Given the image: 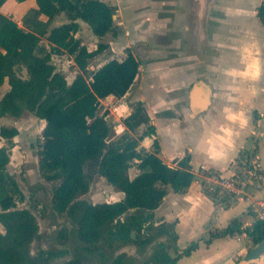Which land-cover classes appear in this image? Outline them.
Segmentation results:
<instances>
[{"label":"trees","instance_id":"16d2710c","mask_svg":"<svg viewBox=\"0 0 264 264\" xmlns=\"http://www.w3.org/2000/svg\"><path fill=\"white\" fill-rule=\"evenodd\" d=\"M6 0H0V7ZM22 2L25 0H15ZM37 11L50 24L63 13L66 21L49 29L46 39L54 53L68 54L78 72L68 83L65 76L51 62L50 52L38 55L39 37L23 30L10 17L0 12V86L7 81L8 89L0 96V117H20L24 111L44 120L38 151L39 169L48 181H57L53 190L52 208L67 214L76 224L77 238L85 245L100 240L119 248L129 243L145 246L155 236L166 235L153 247L151 254L139 264H176L198 247V241L177 249V235L173 224L163 222L155 226L152 210L167 194L168 188L183 192L193 181L188 164L189 156L166 164L158 155L156 138L152 148H137L144 136L155 134L144 104L138 100L123 119L126 132L109 141L110 126L105 114L99 112V102L109 95L121 98L132 87L138 73L139 61L130 51L123 59H110L90 73L88 60L98 56L106 47L98 43L94 50L76 37L80 29L78 19L85 22L96 37H103L113 27L114 8L104 0H34ZM256 15L264 27V0L256 7ZM24 70L26 75L22 76ZM145 129L134 137L139 126ZM18 134L15 126H0V138L10 139ZM8 147H0V264H43L51 258L45 252L32 255L30 244L38 234V224L27 208L16 203L23 199L16 180L8 173ZM137 160L138 173L130 178L127 170ZM92 165L112 186L123 193L120 200L91 203L76 197L89 190V177L84 171ZM129 213L125 218L121 217ZM240 223L233 220L226 227L213 229L205 239L231 236L240 232ZM60 236L63 237V233ZM133 234V235H132ZM146 236L145 240H143ZM252 242L249 250L264 238V222H256L248 232ZM248 250V251H249ZM107 264H126L122 251L107 260ZM61 264H86L78 258Z\"/></svg>","mask_w":264,"mask_h":264},{"label":"rangeland","instance_id":"374dc122","mask_svg":"<svg viewBox=\"0 0 264 264\" xmlns=\"http://www.w3.org/2000/svg\"><path fill=\"white\" fill-rule=\"evenodd\" d=\"M104 1L115 11L116 18L113 20L111 31L99 38L84 24L76 33L88 50H94L98 43L106 46L98 56L88 60L86 78L106 61L123 59L127 50L139 61L138 75L128 93L121 98L99 102V112L108 114L107 122L111 130L109 141L116 140L127 131L123 124V114L131 112L134 108L137 102L134 94L140 85H144L142 83H146L150 88H164L167 96L175 97L180 102L190 86L186 76H191L198 70L197 65L199 69L210 67L213 73L216 70L223 72L228 67L238 65L237 57L233 55L236 53L235 44L238 51L244 45H251V52H261L264 56V31L257 16L253 15V10L262 0H206L203 25L198 30L194 24L190 0ZM236 8L243 9V12ZM0 12L13 19L23 30H30L39 37L36 53L42 55L50 52L51 62L65 76L67 82L74 77L78 69L72 58L66 53L51 51L46 39L51 27L66 20L63 13L56 15L50 24H46V17L37 11L34 0L23 3L6 1L0 7ZM249 14L251 17L248 19ZM206 27L208 30H205ZM213 30L217 36L214 42ZM204 31L207 34L203 38ZM193 56H197L195 58H198V61ZM173 70L183 73L181 80L170 76ZM21 74L26 75L24 70ZM7 88L8 85L4 82L0 86V96ZM145 92L148 98H152V92ZM112 106L118 109L114 110ZM43 125V120L28 111H24L20 117H0V126H15L18 129V134L14 137L0 138V147H8L10 160L7 171L16 180L23 194V199L18 200L16 205L29 209L38 224V234L30 244L31 254L40 253L45 258V252H49L51 258L43 264H61L72 258H78L86 264H107V260L124 251L127 254L126 264H139L158 241L166 239V235L155 236V232L151 230L153 240L145 243L143 247L129 243L115 248V243H112L115 247L109 246L110 239L87 246L77 238L76 224L69 216L54 211L51 197L57 181L46 180L38 164ZM144 129L145 125H141L131 134L139 137ZM134 170L133 161L127 175L133 176ZM84 171L89 177L90 186L88 192L76 197L77 200L100 203L116 201L119 194L122 197V192L109 184L94 166L86 165ZM128 214L125 213L121 219ZM145 238L146 236L143 240ZM246 243L252 245L249 238ZM245 255L240 264L245 261Z\"/></svg>","mask_w":264,"mask_h":264},{"label":"crops","instance_id":"0c3cea01","mask_svg":"<svg viewBox=\"0 0 264 264\" xmlns=\"http://www.w3.org/2000/svg\"><path fill=\"white\" fill-rule=\"evenodd\" d=\"M236 9L243 12V9ZM250 17L251 14L248 19ZM77 21L80 28L86 24L80 19ZM260 27L264 31V27ZM205 30H208L207 27ZM214 30L213 42L217 37ZM203 33L204 38L207 32ZM250 48L251 45H244L238 51L235 44L236 53L233 55L239 63L223 72L216 70L213 73L210 67L199 69L196 64L198 70L186 76L190 86L183 101L167 96L164 88H150L146 83H142L144 85H140L134 94L137 101L143 102L155 129V134L139 140L137 148L150 150L156 138L159 145L157 155L166 164L176 166L178 160L189 156L188 164L193 173L191 184L183 192L168 188L162 202L152 210L151 222L155 226L163 222L173 224L177 249L184 248L191 241H198V247L188 256L180 257L176 264H238L251 246L246 243L247 239L239 238L236 233L205 242L211 230L224 228L233 220L244 225L249 217L245 212L249 200L264 199V56L261 52H251ZM195 60L198 61V58ZM170 76L181 80L183 73L173 70ZM146 90L153 93L152 98L147 97ZM114 98L117 97L109 95L100 101ZM204 99L207 103L201 105ZM246 156L260 165L263 175L261 187L248 188L249 200L235 201L219 208L215 198L202 190L200 167L228 176ZM134 162L133 176L138 173L137 160ZM122 197L119 194L117 200ZM151 252H147L143 261Z\"/></svg>","mask_w":264,"mask_h":264},{"label":"built area","instance_id":"2783aa9c","mask_svg":"<svg viewBox=\"0 0 264 264\" xmlns=\"http://www.w3.org/2000/svg\"><path fill=\"white\" fill-rule=\"evenodd\" d=\"M114 110L116 106L111 107ZM109 109V108H108ZM129 114L125 112L124 118ZM108 114H105L107 120ZM202 177V190L210 193L219 204L229 205L235 201L249 200L248 188L251 186L255 189L261 187L263 175L260 165L250 156H246L237 164L235 170L228 176L220 172L200 167ZM248 214V220L240 227V232L236 233L239 238L248 239V232L252 230L253 225L258 222H264V199H251L245 207Z\"/></svg>","mask_w":264,"mask_h":264},{"label":"water","instance_id":"95a60500","mask_svg":"<svg viewBox=\"0 0 264 264\" xmlns=\"http://www.w3.org/2000/svg\"><path fill=\"white\" fill-rule=\"evenodd\" d=\"M191 2V8L194 13V24L198 29L201 28L204 16H205V7H206V0H190ZM112 18L113 20L116 18L115 16V11H112ZM207 103V99H204L200 104L205 105ZM133 235V234H132ZM264 241V238L258 242L256 245H254L245 255L244 260L249 261L250 259H255L258 256L262 255L263 253L258 252L259 246L262 244ZM240 264V263H239ZM243 264V263H242Z\"/></svg>","mask_w":264,"mask_h":264},{"label":"bare ground","instance_id":"6f19581e","mask_svg":"<svg viewBox=\"0 0 264 264\" xmlns=\"http://www.w3.org/2000/svg\"><path fill=\"white\" fill-rule=\"evenodd\" d=\"M146 140V139H145ZM146 142V141H145ZM258 252L263 253L255 259H250L249 261H244L243 264H264V241L258 248Z\"/></svg>","mask_w":264,"mask_h":264}]
</instances>
